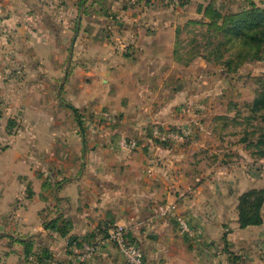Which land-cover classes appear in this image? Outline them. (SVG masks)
<instances>
[{"label": "crops", "instance_id": "obj_1", "mask_svg": "<svg viewBox=\"0 0 264 264\" xmlns=\"http://www.w3.org/2000/svg\"><path fill=\"white\" fill-rule=\"evenodd\" d=\"M140 3L0 0V218L6 221L0 239L12 240V262L24 258L28 245L55 264H76L69 243L95 241L109 221L142 231L137 238L147 263L234 264L222 241L186 243L169 219L151 222L165 204L189 215L198 208L188 188L200 176L194 169L203 163L197 153L207 148L204 137L217 131L208 127L216 116L197 104L177 110L192 103V64L179 62L175 18L157 14V3ZM86 73L97 81L87 91L77 80ZM60 78L69 110L75 103L104 108L121 125L67 137L60 111H50L63 100L49 93ZM12 114L25 122L14 134ZM170 129L187 131L186 138L177 140ZM11 227L29 233L16 236ZM106 246L88 263L115 262Z\"/></svg>", "mask_w": 264, "mask_h": 264}, {"label": "rangeland", "instance_id": "obj_2", "mask_svg": "<svg viewBox=\"0 0 264 264\" xmlns=\"http://www.w3.org/2000/svg\"><path fill=\"white\" fill-rule=\"evenodd\" d=\"M139 1L141 2L137 5L139 7L143 4L148 7L157 3L159 7L157 14H164L170 20L175 18L177 23L172 24L177 25L179 34L177 52L179 62L192 64L190 70H187L189 77L186 74L187 79L192 80V103L180 104V107H176L177 110L183 113L185 109L189 110L191 105L197 104V109H204L208 113L207 117L216 116L215 120L210 119L208 127H215L217 131L216 136L204 137L203 143L207 148L197 153L203 155L200 158V162L203 163L199 165L200 168L194 169L200 176L188 188L190 194L197 197L198 208L193 207V213L189 215L180 211L176 205L177 213L187 219L195 237L181 235L173 218L152 216L151 222L156 219H169L173 231L186 243L190 241L201 243L206 239L222 241L224 251L234 264H264V201L260 208L259 224L241 229L238 223L240 198L247 195L244 209L249 212L264 195V22L251 26L242 16L252 10H264V0ZM136 10L138 11L137 7ZM71 44V40L65 44L68 63L71 59ZM80 60L78 62L81 64L88 62L87 56ZM67 72L68 68L66 75ZM90 76L87 73L80 77L77 75L78 83L85 91L91 85L97 86V81ZM63 83V79L60 78L53 89H49L50 95L61 96L63 99L60 100L58 107L50 105L52 107L50 111L56 112L57 115L59 111L61 112L59 120L64 124L67 137L71 135L69 137L73 138L77 134L73 133V130L81 137L82 133L90 130L106 129L111 133V130L120 123L108 110L99 107L95 110V107H88L86 103L74 102L77 106L76 113L69 110V101L72 100L68 97L69 100L65 99L66 94H63L61 88ZM14 115L12 114V134L25 127V122L22 125L16 122ZM170 131L175 133L177 140L186 138L183 133L187 131L175 132L176 130L172 129ZM197 189L198 192H193ZM193 198L189 197L190 201ZM17 203L18 201L14 205ZM18 220L17 218L16 221ZM0 224H6L4 218H0ZM15 224L12 223L14 226ZM112 224L113 222L109 221L103 222L99 229ZM202 226L209 227L208 232L203 229L201 232ZM21 230L18 232L11 227L8 232L20 237L29 233ZM140 233H142L140 230L130 232L129 240L137 244L144 254L143 246L137 238V234ZM79 243L81 242L77 243L78 247ZM106 245L105 248L112 249L117 256L116 258L112 256L115 262L112 260L110 264H126L115 245ZM36 251L31 250L29 257L24 256L17 262H12V240L0 239V264H37L42 257L44 259L50 257V254ZM71 256L77 260L74 254ZM100 256L102 255H94L92 260ZM143 259V264H150L146 262L145 254ZM92 260L89 262H93ZM42 263L44 264V261Z\"/></svg>", "mask_w": 264, "mask_h": 264}, {"label": "built area", "instance_id": "obj_3", "mask_svg": "<svg viewBox=\"0 0 264 264\" xmlns=\"http://www.w3.org/2000/svg\"><path fill=\"white\" fill-rule=\"evenodd\" d=\"M155 133L158 134L159 131L157 130ZM129 145L130 147H135L136 142L131 141ZM176 208L177 206L175 203L162 205L154 210V216L158 218H173L177 224L178 232L181 235L188 238L195 237L191 225L185 217L177 213ZM129 233V230L125 225L113 223L108 227H102L99 229L98 237L94 242L84 243L81 247L73 244L70 249L77 257V260L84 263L92 260L102 245L113 244L117 247L126 264H143L142 250L137 244L132 243L129 240ZM47 264H54V262H48Z\"/></svg>", "mask_w": 264, "mask_h": 264}, {"label": "trees", "instance_id": "obj_4", "mask_svg": "<svg viewBox=\"0 0 264 264\" xmlns=\"http://www.w3.org/2000/svg\"><path fill=\"white\" fill-rule=\"evenodd\" d=\"M242 16H244L245 19H247L249 21V23L251 24V26L255 25H259L260 23L264 22V10L262 11H258V10H252L248 13L243 14ZM74 111V113H76V109H72ZM80 125V123H78ZM249 193V192H248ZM247 195H243L240 198V203H239V218H238V223H239V227L241 229H244L248 226H253V225H257L260 223L261 221V217H260V208L262 206V203L264 201V195L261 196L256 205L249 211L246 212L244 209V205L246 203L247 200ZM130 236V234H129ZM130 238V237H129ZM224 241H226L225 236L223 237ZM88 243H92V242H88ZM70 245H73V243H69ZM79 245V244H78ZM82 244H80L79 247H81ZM25 256L29 257L30 251H31V247H29L28 245L25 246ZM31 256V255H30ZM42 261H44V264H47L48 262H53L52 260L48 259V258H43L37 262V264H43ZM144 262V261H143Z\"/></svg>", "mask_w": 264, "mask_h": 264}, {"label": "water", "instance_id": "obj_5", "mask_svg": "<svg viewBox=\"0 0 264 264\" xmlns=\"http://www.w3.org/2000/svg\"><path fill=\"white\" fill-rule=\"evenodd\" d=\"M2 230V227L0 226V231ZM152 236V235H151Z\"/></svg>", "mask_w": 264, "mask_h": 264}]
</instances>
